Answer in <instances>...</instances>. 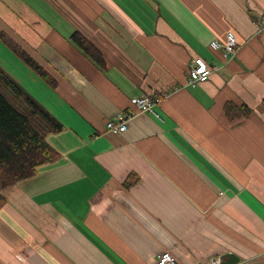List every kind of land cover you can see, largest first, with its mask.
I'll return each mask as SVG.
<instances>
[{
  "label": "crops",
  "instance_id": "0c3cea01",
  "mask_svg": "<svg viewBox=\"0 0 264 264\" xmlns=\"http://www.w3.org/2000/svg\"><path fill=\"white\" fill-rule=\"evenodd\" d=\"M263 16L264 0H0V67L63 126L59 158L3 192L0 264H264ZM230 32L225 58L211 43ZM197 58L213 72L188 86ZM161 93L160 118L133 104ZM119 115L128 130L109 133Z\"/></svg>",
  "mask_w": 264,
  "mask_h": 264
},
{
  "label": "trees",
  "instance_id": "16d2710c",
  "mask_svg": "<svg viewBox=\"0 0 264 264\" xmlns=\"http://www.w3.org/2000/svg\"><path fill=\"white\" fill-rule=\"evenodd\" d=\"M1 38L41 78L55 85L53 78L19 45L6 35ZM72 40L93 62L105 67L103 55L90 41L78 33ZM247 110L233 104L226 106L231 119ZM62 130L61 123L0 67V208L5 204L6 189L35 176L39 167L59 158L47 138Z\"/></svg>",
  "mask_w": 264,
  "mask_h": 264
},
{
  "label": "built area",
  "instance_id": "2783aa9c",
  "mask_svg": "<svg viewBox=\"0 0 264 264\" xmlns=\"http://www.w3.org/2000/svg\"><path fill=\"white\" fill-rule=\"evenodd\" d=\"M258 30L264 29V16L260 19L257 24ZM211 48L214 51H220L223 53L225 58L234 57L237 54L239 48V42L237 36L234 32H230L227 35V40L225 43H220L219 41H213L211 43ZM213 72V68L206 63L201 58L195 59L192 68L189 71V77L187 80L188 86H195L199 83L206 82L210 79ZM167 95L164 93L157 94L154 96H139L133 99V104L137 110L141 113H151L156 117L160 118L155 110V107L160 104ZM127 118L124 115H119L117 120H110L106 124V129L112 134H123L128 130ZM223 259L220 257L209 259L205 262H200L198 264H223ZM154 264H178L176 258L169 252H162L158 255V258ZM244 264V263H238Z\"/></svg>",
  "mask_w": 264,
  "mask_h": 264
},
{
  "label": "water",
  "instance_id": "95a60500",
  "mask_svg": "<svg viewBox=\"0 0 264 264\" xmlns=\"http://www.w3.org/2000/svg\"><path fill=\"white\" fill-rule=\"evenodd\" d=\"M223 264H238L240 263V258L233 254H227L222 258Z\"/></svg>",
  "mask_w": 264,
  "mask_h": 264
}]
</instances>
